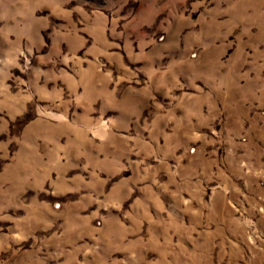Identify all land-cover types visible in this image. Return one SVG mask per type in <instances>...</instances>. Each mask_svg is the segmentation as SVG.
<instances>
[{"label": "rangeland", "instance_id": "obj_1", "mask_svg": "<svg viewBox=\"0 0 264 264\" xmlns=\"http://www.w3.org/2000/svg\"><path fill=\"white\" fill-rule=\"evenodd\" d=\"M0 264H264V0H0Z\"/></svg>", "mask_w": 264, "mask_h": 264}]
</instances>
